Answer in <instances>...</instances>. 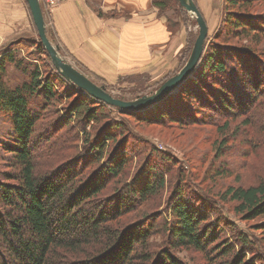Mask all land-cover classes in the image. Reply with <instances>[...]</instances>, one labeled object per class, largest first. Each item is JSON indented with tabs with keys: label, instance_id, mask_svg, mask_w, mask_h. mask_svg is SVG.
<instances>
[{
	"label": "trees",
	"instance_id": "16d2710c",
	"mask_svg": "<svg viewBox=\"0 0 264 264\" xmlns=\"http://www.w3.org/2000/svg\"><path fill=\"white\" fill-rule=\"evenodd\" d=\"M257 4L264 0H226L222 30L208 47L206 40L195 73L165 100L138 112L121 111L93 99L66 82L53 64L55 74L43 77L40 67L18 59L15 53L3 56L0 113L8 128L0 134V264H187L179 256L183 251L199 254L203 264H264V238L252 239L232 224L235 242L224 240L222 231L211 226L209 214L198 208L201 202L188 199L179 184L164 210L160 204L144 210L147 204L162 200L169 170L160 171L145 162L134 183L123 185L132 163L125 153L129 127L123 120L109 118V110L115 109L122 118L143 123L183 125L190 120L195 124L196 116L213 111L242 118L244 128L264 132V56L250 47L260 44L258 37L264 34V10L255 11ZM153 6L171 29L180 26V20L173 19L180 13L189 19L177 0H153ZM193 35L187 37L178 70L161 80L160 86L188 61L197 38ZM48 36L55 42L49 29ZM235 40L240 45L232 44ZM35 54L51 60L41 42ZM7 65L27 80L13 88L6 86L1 78ZM94 82L101 84L96 78ZM36 98L48 107L65 101L69 116L56 120L58 126L55 122L48 135L37 138L41 116L31 108ZM183 109L193 113L188 117ZM77 120L83 136L73 132V141L64 139L61 133ZM95 126L93 139L87 129ZM227 129L226 123L220 132ZM74 142H81L89 154L64 158ZM45 144L48 152L46 147L39 151ZM152 153L172 163L171 157ZM57 160L65 162L56 166ZM48 162H52L50 171L45 169ZM218 175L224 176L221 169ZM225 197L242 221L264 218V179L254 186L229 187ZM256 229L264 234V224ZM155 235L163 236L162 246L152 243Z\"/></svg>",
	"mask_w": 264,
	"mask_h": 264
},
{
	"label": "rangeland",
	"instance_id": "374dc122",
	"mask_svg": "<svg viewBox=\"0 0 264 264\" xmlns=\"http://www.w3.org/2000/svg\"><path fill=\"white\" fill-rule=\"evenodd\" d=\"M24 1L26 3V0ZM225 5L226 0H221V8L215 19L216 25L209 29L208 32V39H206L207 47L214 39V36L222 30ZM44 10L46 11L45 6ZM263 10L264 4H257L255 11ZM170 13L168 12L169 16H171ZM173 19H179L182 25H191L195 31L194 35H198L196 22L191 19L187 21V17L183 16V13H180V17ZM21 38L20 40L13 39V41H10V37L0 34V60L8 53H15L18 59L28 60L33 66L40 67L43 77L55 74L51 60L45 55L40 56L35 54L36 44L41 42L38 34L34 37H26L24 35ZM258 40L261 42L260 44L255 45L251 43L252 45L250 47H253L258 54H263L264 56V34L258 37ZM54 43L56 44V42ZM232 44L240 45V42L235 40ZM241 44L243 45L245 42ZM207 47L204 48V54ZM61 54L64 56L62 51ZM207 77L209 78L210 76ZM1 79L6 86L13 88L26 81L27 76L16 70L14 66L7 65L6 72L4 75L2 74ZM160 81H154L146 77L121 80L116 85L107 87V89L116 97H124L132 100L137 96L148 95L158 89ZM58 93H60L59 90ZM34 100L36 102L32 104L31 108L41 116L36 128L35 138L48 135L51 132L50 128L56 126L54 124L56 120L62 118L63 120L68 119L66 118L69 116L65 112V101L59 103L53 102L48 107L40 99L36 98ZM109 111L110 119H113L115 122H121L123 120L128 123L129 127L127 137L129 143L125 153L132 158V163L127 168L129 174L124 178L123 185L125 183H134L139 175V170L145 162H149L150 166L158 167L160 171L169 170V174H166L169 182L166 190L162 194V200L147 204L144 206V210L148 211L150 210L149 206H157L158 204L161 206L160 209L164 210L166 201L171 197L175 186L179 184L180 189H185L184 191H186L189 197L188 199L192 198L201 202V206L198 208L203 209L205 213L209 214L211 226H217L222 231L224 240L233 242L235 240L234 238L237 237L238 231L248 234L252 239L264 238V234L256 229L264 224V218L252 222L242 221L241 216L234 211V204L226 201L225 197V193L229 187L254 186L264 179V132H259V129L249 130L244 128L242 118L215 114L213 111L196 116L198 119L194 120L199 121L195 124H193V120H190L189 122H184L183 125L181 123L167 121L164 124L143 123L137 121L135 118L124 117L126 118L124 119L121 117L120 112L115 109ZM183 111L188 117L193 113L188 112L186 109H183ZM190 118L192 117L190 116ZM226 123L228 124V129L221 133L220 130L223 129ZM56 124L58 126L57 122ZM7 128V124H5L0 113V134L5 132ZM82 129L81 122L77 120L71 123L61 134H63L64 139L73 141L71 133L74 132L83 136ZM96 129L97 126L94 129H87L92 133L93 139L97 134ZM54 145L57 148L60 146L57 143ZM48 146L45 144L39 151L44 150L46 147L45 152H48ZM76 146L77 148H75ZM223 146L225 147L222 151L221 148ZM154 151L171 157L172 163L167 164L164 161L166 157L152 153ZM64 152V158L71 160L77 156L89 154V149L85 148L81 142H74L71 149H67ZM2 158V151H0V159ZM63 162L65 161L57 160L54 165L59 166ZM51 164L52 162H48L45 169L50 171ZM220 169L224 173V176L218 175ZM178 172L181 174V177L178 176ZM232 224L237 228H235L237 232L233 229ZM152 243L157 247L162 246L163 236L155 235L152 238ZM240 246L239 244V250ZM179 256L187 264H203L200 255L193 251H183Z\"/></svg>",
	"mask_w": 264,
	"mask_h": 264
},
{
	"label": "crops",
	"instance_id": "0c3cea01",
	"mask_svg": "<svg viewBox=\"0 0 264 264\" xmlns=\"http://www.w3.org/2000/svg\"><path fill=\"white\" fill-rule=\"evenodd\" d=\"M0 2L1 35L13 41L38 34L27 2ZM194 2L209 32L221 0ZM44 16L64 56L107 87L141 77L160 81L176 72L187 37L195 32L191 25L171 29L153 0H66Z\"/></svg>",
	"mask_w": 264,
	"mask_h": 264
},
{
	"label": "water",
	"instance_id": "95a60500",
	"mask_svg": "<svg viewBox=\"0 0 264 264\" xmlns=\"http://www.w3.org/2000/svg\"><path fill=\"white\" fill-rule=\"evenodd\" d=\"M180 6L188 13L190 19L195 21L198 27V35L194 43L191 55L183 68L158 89L148 95L126 100L112 95L106 85L97 84L91 78L79 71L71 62L61 54L60 47L50 40L48 27L42 9L41 0H26L33 22L38 32L44 49L49 54L57 73L68 83L78 87L90 97L101 101L108 106L121 111L138 112L158 104L171 95L177 88L184 84L197 70L201 63L204 46L208 36L207 24L197 8L194 0H177Z\"/></svg>",
	"mask_w": 264,
	"mask_h": 264
},
{
	"label": "built area",
	"instance_id": "2783aa9c",
	"mask_svg": "<svg viewBox=\"0 0 264 264\" xmlns=\"http://www.w3.org/2000/svg\"><path fill=\"white\" fill-rule=\"evenodd\" d=\"M66 0H41L46 10L51 11L54 8L58 7L60 4L65 2Z\"/></svg>",
	"mask_w": 264,
	"mask_h": 264
}]
</instances>
